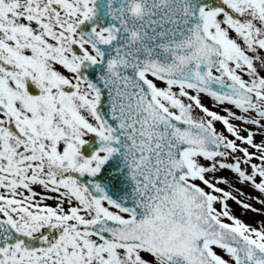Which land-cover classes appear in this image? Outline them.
I'll list each match as a JSON object with an SVG mask.
<instances>
[{
	"label": "snow or ice",
	"instance_id": "snow-or-ice-1",
	"mask_svg": "<svg viewBox=\"0 0 264 264\" xmlns=\"http://www.w3.org/2000/svg\"><path fill=\"white\" fill-rule=\"evenodd\" d=\"M0 264H264V0H0Z\"/></svg>",
	"mask_w": 264,
	"mask_h": 264
},
{
	"label": "rangeland",
	"instance_id": "rangeland-1",
	"mask_svg": "<svg viewBox=\"0 0 264 264\" xmlns=\"http://www.w3.org/2000/svg\"><path fill=\"white\" fill-rule=\"evenodd\" d=\"M246 218L249 219V220L254 219V218L255 219H259V217H256L255 214H251V213L248 214Z\"/></svg>",
	"mask_w": 264,
	"mask_h": 264
}]
</instances>
